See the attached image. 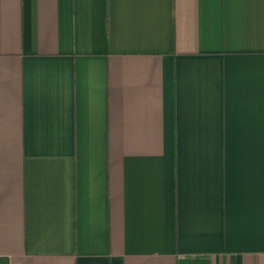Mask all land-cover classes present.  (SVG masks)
<instances>
[{
	"label": "crops",
	"instance_id": "crops-1",
	"mask_svg": "<svg viewBox=\"0 0 264 264\" xmlns=\"http://www.w3.org/2000/svg\"><path fill=\"white\" fill-rule=\"evenodd\" d=\"M264 264V0H0V264Z\"/></svg>",
	"mask_w": 264,
	"mask_h": 264
},
{
	"label": "trees",
	"instance_id": "trees-1",
	"mask_svg": "<svg viewBox=\"0 0 264 264\" xmlns=\"http://www.w3.org/2000/svg\"><path fill=\"white\" fill-rule=\"evenodd\" d=\"M182 264V263H181Z\"/></svg>",
	"mask_w": 264,
	"mask_h": 264
}]
</instances>
